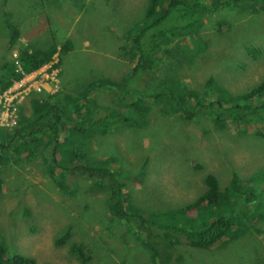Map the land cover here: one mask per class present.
<instances>
[{"label": "rangeland", "instance_id": "obj_1", "mask_svg": "<svg viewBox=\"0 0 264 264\" xmlns=\"http://www.w3.org/2000/svg\"><path fill=\"white\" fill-rule=\"evenodd\" d=\"M146 4L147 0H0V27L12 22L20 31L12 46H5L6 40L0 38V76L9 74L4 72V65L13 66V72L19 73L18 57L23 47L44 50L53 43L70 40V53L62 56L56 52L48 66L41 67L47 71V82L42 86H50L49 72L56 69L58 91L61 85V93L78 99L64 107L70 119L77 118L76 106L91 108L93 101L101 108H112L115 98L104 88H96L95 83L107 76V85L114 87L119 79L132 74L134 64L119 55L128 43V31L141 21ZM258 6L218 7L199 29L192 26L183 38L170 32L176 37L165 45L169 52L157 54L152 75L146 72L139 79L141 88H150L174 73L168 66H179L174 63L183 58L178 46L186 44L183 49L193 52L199 41L204 43V52L196 54L194 70L184 66V72L179 71L181 81L197 90L209 76L233 92L253 87L264 78V10ZM195 33L199 39L192 40ZM245 47L258 55L253 56ZM36 85L33 87L41 86ZM24 89H17V107L29 116L32 91L26 95ZM202 99L208 102L214 96ZM148 108L145 126L124 125L107 134H93L87 141L92 158L104 160L112 154L118 158L111 169L120 170L123 196L128 197L124 204L127 212H160L158 224L179 223L187 229L197 218L196 210L186 214L189 218L177 221L162 213L195 200L205 190L206 176L212 175L222 192L233 182V173L237 182L254 178L255 184L264 185L260 175L264 169V139L255 135L254 129L247 128L245 135L233 126L217 130L211 118L204 115L192 120L162 115L152 99ZM122 110L128 115V109ZM13 129L0 126V136ZM65 137H69L67 132L61 139ZM33 148L35 144L23 145L18 157L10 153L9 161L0 164V244L10 255L30 257L36 264H151L137 228L114 219L108 211L110 191L105 183L96 188L81 175H67L60 187L54 180L63 177L59 171L55 170L52 178L42 159L22 160ZM237 204L239 207L243 202ZM262 205L264 210V200ZM242 209L254 211V206L244 205ZM247 224L253 225L252 230L209 249L194 248L181 235L172 237L178 264H264V219L253 217ZM66 235L57 245V238ZM73 244L83 247L81 257L71 251Z\"/></svg>", "mask_w": 264, "mask_h": 264}, {"label": "trees", "instance_id": "obj_2", "mask_svg": "<svg viewBox=\"0 0 264 264\" xmlns=\"http://www.w3.org/2000/svg\"><path fill=\"white\" fill-rule=\"evenodd\" d=\"M258 4V7L264 10V0H147L141 21L128 31V43L122 47L119 55L134 64L132 74L119 79L117 86L114 87L107 85L110 79L107 76L95 83L96 88H104L112 98H115L113 107L101 108L94 101L91 108L78 105L75 108L77 118L70 119L66 117L64 107L77 102L76 97L61 93L60 90L54 94L32 92L29 103L30 115H23L21 108H18L17 125L11 132H6V135L2 133L0 136V164L9 161L10 153L18 157L21 146L35 144V148L29 150L22 160L42 159L51 177L55 170L59 171L58 174L63 177L54 179L58 186H64L61 179L67 175L78 178L81 175L85 181L91 180L92 186L96 188L105 183L110 191L106 201L108 211L114 219L133 224L137 228L136 231L142 236L144 247L149 252L151 264L179 263L174 254L175 243L171 241L172 237L177 239V235L183 236L187 244L194 248L209 249L234 240L239 234L247 233V230H252L253 225L247 224L251 222V218L264 219L262 210L264 185L255 184L254 178L241 183L240 180L237 182V176L233 173V182L222 192L219 190L217 180L212 175L206 176L205 190L195 200L170 210L167 214L162 213L167 219L173 217L177 221L180 217L187 218L186 214L189 211L196 210L197 218L192 220L190 228L184 229L178 222L176 226L162 225L157 222L160 212L131 213L125 210L124 204L128 197L123 196V184L119 179L120 170L111 169L118 158L113 154L104 160L92 158L88 153L87 141L93 134H107L124 125L131 128L145 126L148 121L144 116L149 110L150 99L159 106L162 115L175 114L188 120L197 115H204L211 118L217 130L222 131L233 126L239 134L246 135L247 128H252L255 135L264 139V78L242 92L230 91L217 83L212 76L208 77L201 90L191 88L179 78V71L184 72V66L187 70H194L192 64L196 54L204 52L203 42H197L193 52L183 49L186 48V44L183 47L178 46L183 58L174 61L179 65L177 67L172 65L173 63L169 64L168 69L173 71V74L167 75L150 88L145 86L141 88L139 84L140 77L146 72L152 75V69L158 61L157 54L169 52L165 45L169 43L170 38L176 37L169 34L170 32L175 31L178 35H183L181 39L192 26L193 29H199L204 20L218 7L237 6L245 9L256 7ZM217 31H220L219 28ZM19 33L18 26L12 22L4 23L0 27V38L6 40L5 46L17 43ZM195 38L199 39L197 34L194 38L191 37L192 40ZM72 50L70 40L62 44L53 43L44 50L23 47L19 51L18 63L24 73H30L49 63L56 52L63 56ZM245 50L255 57L258 55L250 47H245ZM4 67L7 68L4 72L8 71L9 74L2 73L0 76V94L20 75L13 72V66ZM212 94L214 96L212 101L206 102L202 99ZM122 109H128L130 113L126 115ZM131 113L135 116H131ZM64 132H67L69 137L61 139ZM3 139L5 141H2ZM40 145L42 148L39 152ZM260 175L264 177V169ZM251 183V186L245 187ZM239 202L243 204L238 207ZM244 205H253L254 211L243 210ZM66 237L67 235L57 238V245L63 243ZM70 249L77 252L79 257L84 253L82 246L73 244ZM0 264L36 262L21 254L10 255L5 245L0 244Z\"/></svg>", "mask_w": 264, "mask_h": 264}, {"label": "built area", "instance_id": "obj_3", "mask_svg": "<svg viewBox=\"0 0 264 264\" xmlns=\"http://www.w3.org/2000/svg\"><path fill=\"white\" fill-rule=\"evenodd\" d=\"M18 72L20 74V79L17 81H13L11 85L4 90L0 94V126L5 129H13L17 125V120L19 117L18 113V95H20V92L17 91V89L21 86H25V92L27 95V91L32 92H38L41 93L43 90L46 91L48 94H54L58 91L59 82L57 81V71L53 68L49 73L51 75L49 87L45 88L42 85L47 82V74L46 69L39 68L33 72H38L36 75H33L35 73H24L20 64L18 63ZM44 73H42L41 71ZM39 84L40 87H33L37 86Z\"/></svg>", "mask_w": 264, "mask_h": 264}, {"label": "crops", "instance_id": "obj_4", "mask_svg": "<svg viewBox=\"0 0 264 264\" xmlns=\"http://www.w3.org/2000/svg\"><path fill=\"white\" fill-rule=\"evenodd\" d=\"M45 66H48V65L45 64ZM60 91H61V85H60Z\"/></svg>", "mask_w": 264, "mask_h": 264}, {"label": "flooded vegetation", "instance_id": "obj_5", "mask_svg": "<svg viewBox=\"0 0 264 264\" xmlns=\"http://www.w3.org/2000/svg\"><path fill=\"white\" fill-rule=\"evenodd\" d=\"M42 92H46V91H45V90H43ZM42 92H41V93H42Z\"/></svg>", "mask_w": 264, "mask_h": 264}]
</instances>
